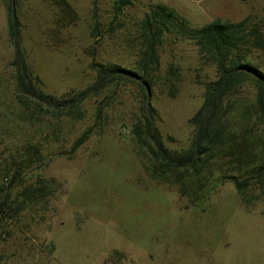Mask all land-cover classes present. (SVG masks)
Segmentation results:
<instances>
[{
    "label": "rangeland",
    "instance_id": "obj_1",
    "mask_svg": "<svg viewBox=\"0 0 264 264\" xmlns=\"http://www.w3.org/2000/svg\"><path fill=\"white\" fill-rule=\"evenodd\" d=\"M65 1L70 15L56 0H14L27 62L41 90L66 104L56 111L42 103L32 121L19 120L18 137L41 145L42 159L31 169L15 165L19 175L11 184L17 189L21 179L42 176L62 182L64 194L57 200L48 196L39 223L28 218L29 229L14 223L11 234L1 235L0 264H264V174L247 188L245 203L234 183L222 177L231 172L213 164L209 194L191 203L178 185L152 179L148 162L136 152L131 128L147 115V94L139 83L106 81L75 108L64 107L74 93L97 82L91 63L137 71L138 24L149 4L172 8L193 27L249 16L264 33V0H135L118 14L110 0ZM9 5L10 0H0V111L5 115L19 110L12 99ZM250 60L264 69V51L252 50ZM216 78L215 65L200 59L192 41L164 35L149 86V115L168 149L191 146L197 128L189 119L203 102L205 84ZM255 93L249 80L235 86L223 101L233 107L221 122L238 128L241 110H253L249 136L259 165L264 164V122L254 113ZM89 129L73 151L75 140ZM5 143L0 149L9 161ZM232 173L240 180L247 176Z\"/></svg>",
    "mask_w": 264,
    "mask_h": 264
},
{
    "label": "trees",
    "instance_id": "obj_2",
    "mask_svg": "<svg viewBox=\"0 0 264 264\" xmlns=\"http://www.w3.org/2000/svg\"><path fill=\"white\" fill-rule=\"evenodd\" d=\"M56 1L66 15L72 14V9L65 0ZM92 1L96 4L97 0ZM110 1L114 13L118 14L135 0ZM8 10L10 11V5ZM164 35L192 41L197 47L200 59L206 64L215 65L217 78L205 84L203 102L189 119V123L196 128L201 126L198 143L194 138L187 149H168L159 128L152 119L144 115V120L133 123L131 128L136 152L148 162L146 170L152 179L178 185L179 194L189 196L191 203L209 194L210 186H213L209 184L212 165L217 163L218 166L226 167L231 173H223V179L232 181L241 200L248 203L247 188L252 181L264 174V164H255L257 153L253 151L254 143L249 136L252 129L249 119L253 110L249 107L241 110L238 116L243 121L238 128H230L221 119L233 107L230 104L224 106L223 101L235 86L249 80L256 87L254 113L258 122H264V69L250 60L252 50L264 51V33L249 16L237 22L213 20L193 27L172 8L164 4H149L138 24L139 60L135 64L137 71L123 69L117 64L91 63V68L96 71L97 82L74 93L71 104L64 107L69 110L75 108L77 103L95 95L106 81L118 78L139 83L147 94L155 78L159 64V47ZM9 41L13 50L10 63L14 72L12 99L19 110L8 115L0 111V147H3L6 140L5 146L10 149L9 161L6 156L2 157L4 148L0 149V158H3L0 160V237L8 232L11 234L16 228L14 223H18L23 229L30 228L28 218L36 224L39 223L43 219L41 213L45 211L47 202L51 201L48 196L52 195V199L57 200L64 194L62 182L42 176L32 182L21 179L22 185H17V189L16 185L11 184L13 178L19 175L15 165L31 169L36 163L39 167L42 159L41 145L18 137L19 120L24 118L32 121L36 115V107L42 103L56 111L66 103H61L56 97L41 90L40 81L27 62L20 33L18 30L14 31L12 25ZM228 78L219 93L221 85ZM30 104L35 108L31 109ZM90 132V129L85 131L75 140L73 151L87 139ZM233 171L247 176L240 180Z\"/></svg>",
    "mask_w": 264,
    "mask_h": 264
},
{
    "label": "water",
    "instance_id": "obj_3",
    "mask_svg": "<svg viewBox=\"0 0 264 264\" xmlns=\"http://www.w3.org/2000/svg\"><path fill=\"white\" fill-rule=\"evenodd\" d=\"M10 18H11V23H12V26H13V30L16 31L14 0H11ZM228 80H229V78L226 79V81L223 82V84L221 85V87L219 89V93L223 90V88L225 87V85H226ZM149 95L150 94H149V90H148L147 97L145 99L144 107H145V111H146L147 116L149 117V119H151V117L149 115ZM200 132H201V126L199 125L198 128H197V131H196V137H195L196 143H198Z\"/></svg>",
    "mask_w": 264,
    "mask_h": 264
}]
</instances>
